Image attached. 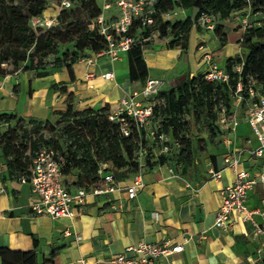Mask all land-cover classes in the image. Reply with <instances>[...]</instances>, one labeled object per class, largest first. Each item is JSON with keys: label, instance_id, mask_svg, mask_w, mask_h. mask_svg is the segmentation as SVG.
<instances>
[{"label": "crops", "instance_id": "0c3cea01", "mask_svg": "<svg viewBox=\"0 0 264 264\" xmlns=\"http://www.w3.org/2000/svg\"><path fill=\"white\" fill-rule=\"evenodd\" d=\"M241 12L216 21L215 30L191 27L184 49L168 47L166 43L144 44L146 78L162 80L165 91L181 76L202 75L200 44L211 51L216 65L223 67L226 59L242 52L239 22L243 17H236ZM184 13V17L188 16V11ZM222 33L224 44L220 43ZM46 71L43 77L19 70L16 75L0 76V115L50 120L53 112L65 110L68 100L76 111L104 106L111 111L122 97L141 85L128 78L126 53L119 54L114 61L98 59L92 66L76 61L71 65V76L64 67ZM106 72L112 74V80L100 79ZM86 73H91L92 78L86 80ZM248 137L250 131L240 114L235 129L215 136L217 145L206 146L205 157L198 166L194 161L189 173L178 174L171 162L145 169L141 175L142 187L133 199L128 200L122 192L86 196L82 206L71 207L70 217L57 220L33 215L29 204L35 198L27 186L1 181L0 250H33L37 264H47L50 252H54L52 264H112L111 257L138 241L150 244L168 241L171 245H181V251L159 257L154 264H264V241L250 234L247 223L236 222L228 232L213 226L219 192L232 181L231 172L223 167L222 157L227 151L245 148L243 141ZM223 139L229 140L228 148L222 144ZM254 146L252 139L240 160L249 173L264 172V153L254 157L248 152ZM209 168L219 172L218 179L206 175ZM62 180L73 192L74 176H63ZM262 200L264 184H257L249 192L246 206L255 209Z\"/></svg>", "mask_w": 264, "mask_h": 264}, {"label": "trees", "instance_id": "16d2710c", "mask_svg": "<svg viewBox=\"0 0 264 264\" xmlns=\"http://www.w3.org/2000/svg\"><path fill=\"white\" fill-rule=\"evenodd\" d=\"M74 2L77 0H71V4ZM44 7L45 0H8V2L0 0V65L10 66L9 69L0 67V76L18 71L19 63L24 61L28 63L27 68L33 70L48 55L55 54V44L71 43L75 40L74 51L64 52L55 60V68L64 67L71 76L72 64L86 57L88 53L103 48L104 39L98 35L95 28L89 29L86 23L79 21L71 8L59 12L58 26L35 35L28 22L31 18L38 17ZM79 8L89 22L100 14V6L94 0H79ZM172 8L188 11V16L172 22L157 21L144 32H136V35L146 36L156 29L160 36H169L170 40L166 42L168 47L177 46L184 49L192 23L200 12L212 14L215 22L228 19L231 13L244 10H248L251 15L264 14V0H178L175 3L158 0L156 5L159 13ZM135 29L137 28L133 25L130 29L132 35ZM224 41V33H222L220 43L224 44ZM143 45L136 44L126 52L128 78L131 82L140 84L146 78L142 59ZM240 47L242 52L239 55L224 62L223 70L228 74V85L233 87L237 79L245 85L247 78H250L254 84L260 86L262 93L264 19L256 26L249 24L242 34ZM10 48L23 52L31 50V56L27 59L24 54L12 57ZM78 53L81 55L78 56ZM235 65L241 66L239 74L231 71ZM46 70L51 69L36 70L33 76L43 77L47 73ZM159 95L164 102L157 114L161 129L178 142V150L173 160L180 163L183 169L191 167L194 163V151L185 133L183 135V131H186L188 126L185 116L190 114L194 121L202 119L208 139L212 142L216 136L211 125L215 118L214 109L219 102L228 109L227 88L223 84L207 83L202 80L201 75H185L183 81L177 85H170ZM106 112L105 106L97 110L76 111L68 100L63 112L52 113V116H57L55 123L65 122V125L60 129L58 137L48 138L46 141L41 138V132L45 127H53L49 120L38 121L0 115V122L7 124L0 141V163L4 166L1 181L17 178L25 172L34 152L41 148L50 149L62 158L60 173L62 176H74V181L71 183L73 188L86 189L95 183L98 180L97 170L101 164L107 165L116 179L133 175L136 172L133 156L135 134L132 133L127 138L120 137L116 126L106 120ZM17 132L20 133L18 143L15 142ZM42 143H45L46 147H42ZM164 163L163 157L156 160L150 156L145 158L146 169ZM35 243L36 241L33 240V246ZM53 255L54 252H50L47 264H52ZM0 264L37 263L33 250L30 252L0 250Z\"/></svg>", "mask_w": 264, "mask_h": 264}, {"label": "built area", "instance_id": "2783aa9c", "mask_svg": "<svg viewBox=\"0 0 264 264\" xmlns=\"http://www.w3.org/2000/svg\"><path fill=\"white\" fill-rule=\"evenodd\" d=\"M100 6V14L93 19L96 31L104 39V46L96 52H90L80 59L87 66L101 58L114 61L119 54L126 53L134 45L147 44L155 37H161L157 30L150 31L146 36L136 35V32H144L145 29L155 25L157 21L172 22L184 15V10L172 8L159 13L156 9L158 0H94ZM177 2L178 0H169ZM71 0H59V10L70 7ZM113 9L112 17L106 21L104 12ZM184 17V16H183ZM36 18L29 20L34 25ZM215 17L210 13L200 12L191 27L203 31H211L214 27ZM135 25V33H130ZM242 34L249 23L243 18L239 22ZM242 34L239 43L242 40ZM164 38V37H162ZM167 41H165L166 43ZM200 62L204 67L201 75L202 80L212 84H223L227 88L228 109L219 102L214 109L215 120L219 132L230 133L238 124V118L247 125L250 136L244 139L245 148L235 152L227 151L222 157V164L232 174V181L223 187L220 192V203L215 212L213 226L222 232H228L236 222L247 223L252 236L264 241V200L255 209L246 206L249 192L257 185L264 184V172L249 173L243 166L240 156L247 152L251 141L255 146L248 152L254 157H260L264 153V85L263 92H254V83L247 78L245 85L237 79L234 86L228 85V74L218 67L213 60L210 50L201 44ZM0 67H5L4 64ZM240 65L232 67L233 73L239 74ZM18 71L12 73L16 75ZM100 79L110 81L112 74H101ZM86 80L92 78L91 73L84 75ZM163 81L157 78H145L140 87L131 91L118 101L114 110H107L106 120L116 126L120 137L127 138L134 133V162L136 172L121 182L116 179L108 166L101 164L98 167V180L86 189L75 188L70 192L62 180L60 166L63 160L50 149L41 148L34 152L30 163L21 175L10 179L19 185L28 187L35 201L30 202L29 208L34 216H44L51 220L70 217L71 207L83 205L86 196H108L113 193H124L128 200L133 199L142 187L141 175L146 169L145 158L150 156L153 160L159 157L165 159V163L171 162L177 153L178 142L169 133L163 132L157 114L162 109L164 102L160 93ZM242 106H244L242 108ZM156 113V114H155ZM157 122L154 128L150 123ZM7 124L0 122V128ZM222 144L229 147L228 139H223ZM180 163L174 162L173 165ZM160 165H157L158 167ZM4 171L0 163V194L3 193L1 186V174ZM168 173H172L168 169ZM206 175L210 179H218L219 172L209 168ZM257 218V220L254 219ZM181 251V245H171L168 241L160 244H150L138 241L134 246L125 247L122 252L111 257L112 264H154L159 257H167Z\"/></svg>", "mask_w": 264, "mask_h": 264}, {"label": "rangeland", "instance_id": "374dc122", "mask_svg": "<svg viewBox=\"0 0 264 264\" xmlns=\"http://www.w3.org/2000/svg\"><path fill=\"white\" fill-rule=\"evenodd\" d=\"M8 2V0H6ZM71 8V9H70ZM70 10L74 11V14L76 15L77 19L83 23H86L89 29L91 28H96V25L94 24L93 20L92 21H87L86 17L84 16L82 10L79 8V0L77 2H74L70 5L69 7ZM59 0H45V7L44 10L41 12V14L38 17H35L36 22L34 25H30V29L35 33V35H38L42 33L43 31L49 29L51 30L52 28L58 26L59 24V19L58 15L59 12ZM113 13V9L104 12V17L105 20L108 21L111 19ZM185 15V13H184ZM180 16V18H183V16ZM264 14H256V15H251L248 10H244L241 13H238L236 17H245L246 22L249 24H252L253 26H256L260 20L263 19ZM242 18V19H243ZM164 37V38H162ZM169 36H161V37H155L153 41H150L149 43L146 44L148 46L150 43H165V41L169 42ZM75 40L71 43H65V44H55V54H50L48 55L45 59H43L39 65L37 64L33 70L28 69V63L27 61L19 63V72L24 73L26 72L27 74H34L36 70H41V69H53L56 66V59H59L61 54L64 52H73L74 51V44ZM10 54H12V57L16 56L17 54H24L25 58H29L31 56V50H27L23 52L22 50H17L15 48H10L9 49ZM81 53H78V56H80ZM12 60V59H11ZM36 60V59H35ZM11 62V61H10ZM216 63V62H215ZM9 69L10 66L2 67V69ZM221 69L224 68L220 67ZM176 80V79H175ZM169 85H172L169 84ZM260 88L259 85L254 84L253 85V90L254 92L258 91ZM244 106H242L243 108ZM75 110V109H74ZM57 119V116L53 115L52 118L49 120L50 124L53 127H45V129L41 132V138L46 141L48 138H56L58 137V133L60 132V129L65 125V122L62 123H55ZM185 120L188 122L187 130L183 131V135L185 133V137L189 139L191 143V147L194 151V161L196 165L198 166L201 160L205 157L204 156V151L206 146H216L217 143L213 140L212 142L209 141L208 139V134L205 130V127L203 125L202 119H199L198 121H194L192 116L190 114H187L185 116ZM215 120V118H214ZM214 120H212L211 125L213 127V130L215 131L216 136L220 134L219 130L217 129V126L214 124ZM157 124V122L154 120V122L150 123V127L154 128V126ZM28 128V127H26ZM6 130V127L0 128V141H1V134ZM16 134V139L15 142H19V137L20 133L17 132ZM181 135V134H180ZM1 144V142H0ZM42 147H46L45 143L41 144ZM26 155L28 152L25 153ZM174 160L172 159V166L178 174H186L189 173L190 167L187 168H182V165L180 164L179 166H176L175 164L173 165ZM196 166V167H197ZM115 173V171L113 170Z\"/></svg>", "mask_w": 264, "mask_h": 264}, {"label": "water", "instance_id": "95a60500", "mask_svg": "<svg viewBox=\"0 0 264 264\" xmlns=\"http://www.w3.org/2000/svg\"><path fill=\"white\" fill-rule=\"evenodd\" d=\"M183 79H184V76H181V77L177 78L176 80H174L172 82V85H177L178 83H180L181 81H183Z\"/></svg>", "mask_w": 264, "mask_h": 264}]
</instances>
